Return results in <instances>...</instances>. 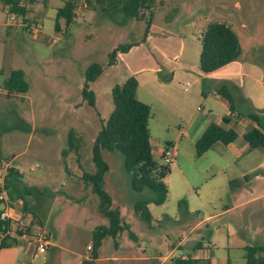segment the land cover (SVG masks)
Here are the masks:
<instances>
[{"label":"rangeland","instance_id":"obj_1","mask_svg":"<svg viewBox=\"0 0 264 264\" xmlns=\"http://www.w3.org/2000/svg\"><path fill=\"white\" fill-rule=\"evenodd\" d=\"M67 1L47 0L44 4L42 0H23L30 11H42V6H46L45 12L37 18L33 14L26 15V19H37L42 23L41 34L37 36L19 27L17 30L4 27L3 23L9 21L4 9L0 11V94L3 91L0 106L4 109L0 113V157L23 173L19 178L23 185L18 182L23 198L18 206L21 216L17 223L12 224L23 243L0 252V264H23L10 251L25 250L24 242L28 239L19 237L17 233L19 230L22 232L24 225L28 234L45 233L52 243V246L47 245L45 260L40 256L32 258L27 255L25 258L32 261L30 264H74L71 252L81 255L78 257L80 263L88 259L92 230L108 224L107 218L98 210V198L91 185H85L81 175L95 170L91 159L94 138L114 109L112 88L123 84L128 77L119 54L115 64H108L109 53L120 44L143 40L147 35L145 23L149 13L145 12V17L137 20L125 17L120 9L103 14L100 10L94 11L93 3L88 0H73L78 13L75 20L67 28H60L62 40L51 42L50 38L56 35V10L52 8L64 7ZM0 6L4 7L1 1ZM159 6L156 2V20L172 17L168 23L164 22L167 23L164 27L178 37L174 39L170 56L180 52L181 40L186 41V47L199 45V35L206 25L221 21L229 23L238 33L243 58L252 60L258 57L264 63V0H167L165 9L159 10ZM175 8L178 10L176 16ZM145 42L133 52L138 60L151 50L156 57L162 55ZM93 63L103 67V71L89 84V89L95 94V106L91 107L82 99V87L85 73ZM16 69L24 72L28 83L26 100L12 97V93L5 90L9 72ZM160 75L164 78L169 73ZM5 91L7 95H4ZM6 98L9 100L2 101ZM149 106L148 126L156 156L167 146H164L166 140L175 134L173 126L177 121L163 109H158L155 102ZM165 124H170L168 130ZM71 129L78 138L77 151L68 147ZM178 152L181 163L188 164L189 168L195 169L200 164L193 147L181 145ZM102 155L109 164L104 180L105 189L112 197V207H118L122 220L133 226L131 232L124 230L120 233L121 249L127 250L130 244L128 249L137 255L154 257L119 264H174L176 258L194 255L192 249L196 241H202L203 250H212L214 260L227 258L231 264H244L245 246H264V239L254 233V219L248 216L249 207L238 210V214L242 213L238 218L234 212L214 218L207 227L211 235L200 236L196 231L188 236L190 225L199 220V212L206 214L221 210L230 202L225 190L218 195L221 201L218 199L205 204L204 193L198 198L186 186L175 161L173 172L166 179L170 185L167 198L163 204L152 208L160 220L154 227L155 233L143 232L142 228H148V225L140 220L133 205L148 198L152 191L144 189L137 192L131 188L130 175L124 170L121 153L103 150ZM179 198L185 201L184 205L179 204ZM189 208L195 211L186 215ZM185 220L186 224H183ZM147 234L152 235V242L148 241ZM190 238L196 241L189 242ZM115 240L112 237L103 240L99 249L102 257L114 253ZM180 241L181 245L171 251L170 245L176 246ZM32 251L33 246L30 253ZM202 254L201 249L197 257L205 261Z\"/></svg>","mask_w":264,"mask_h":264},{"label":"crops","instance_id":"obj_2","mask_svg":"<svg viewBox=\"0 0 264 264\" xmlns=\"http://www.w3.org/2000/svg\"><path fill=\"white\" fill-rule=\"evenodd\" d=\"M42 1L45 4L47 0ZM89 1L93 3L92 9L94 11L100 10L103 14L105 13L95 4V0H88V2ZM153 2L149 32L143 40L139 39L132 43L133 45L129 50L119 53L118 58L123 61L128 77L133 76L138 83L136 88V98L148 106L155 102L158 109H163L167 115L172 117L171 119L177 121V124L173 126L176 129L175 134L170 140H166L164 146L169 145L173 147L174 161L177 164L178 171L183 175L186 186H188L198 198H200L201 193H204L206 199L205 204H211L218 199L221 201L218 195L225 193V190L227 191V199L230 202L229 205L223 206L221 210H214V212H208L206 214L199 212V220L190 225L187 235L190 236L196 231L197 235L200 236H206L207 234L211 235L212 232L208 230L207 227L214 218L229 215L232 212H234L235 215L237 214L238 218L240 214L242 216V213L238 214V210L249 207L251 210L248 216L249 218L251 217L254 219V233L264 239V147L251 149L243 138L246 132L254 127L258 128L259 125L257 122L247 118H231L227 123H222V117L228 116L231 113L230 104L223 96L216 92L219 87L226 86L234 98L237 109L239 108L241 112L244 113L255 110L259 111L261 116H263L262 124L264 127V63L261 62L258 57H256L257 59L253 57L252 60L243 58L242 49L238 58L215 71L209 73L202 72L198 67L201 50L200 41L199 45H189V47H186V41L181 40L180 52L170 56L169 51L173 47L174 39L176 40L177 36L170 29H165L164 25L173 18L164 17V20H156V2L160 5L159 10H162V7L165 9L164 6L166 5L167 0H153ZM74 3L75 9L73 10V21L77 16V5L75 1ZM84 6L86 7L87 4L83 5V7ZM26 7V15L30 16L33 14L36 18L39 14L44 13L45 11H43V9L46 8V6H42V11L38 10L37 12L30 11L29 7ZM58 8H52V10L57 11ZM3 9L4 8L0 6V11ZM174 10V16H176L178 10L177 8ZM83 14L85 15V12ZM59 23V28H67L68 26L64 19H60ZM99 23L101 22L98 21V24ZM223 23L232 28L229 23ZM3 26L10 30H17L18 28L10 25L8 22L3 23ZM232 29L234 30V28ZM144 42L151 46V49L155 48L158 50L162 55L156 57L154 55L155 53L151 50L146 52L142 59L138 60L137 57L133 55V52L139 49ZM189 57L191 58L190 61ZM171 62L174 64L171 65ZM162 72L169 73V76L162 78L160 75ZM183 81H186V83ZM185 84H188L187 89L182 88ZM0 95L3 96V91H1ZM4 95H7L6 91L4 92ZM13 96L20 98L21 100H26L28 98L27 93H12V97ZM6 100H9V98L2 99V101ZM2 111H4V109L0 106V113ZM24 120L26 121L25 118ZM212 122L221 124L226 130H234L237 136L234 141L227 145H223L221 142H216L202 155L197 156L195 143ZM32 124H34L33 118ZM164 127L168 130L170 124H165ZM181 145H188L194 148V155L199 160L197 162H200L197 168L191 169L188 164L181 163L182 159L179 158L178 152ZM155 152L156 151L153 147L152 155L154 159H159V151L156 156L154 155ZM172 166L170 167L171 174L173 172ZM8 169H15L17 173L8 177ZM22 175L23 173L19 169L15 168L10 162H6L4 158L0 157V190L5 187L4 185L7 179L9 187L8 191L11 198L10 202L7 204V208L14 216V219L10 221V227L8 229H12V224L17 223L21 216L18 211V206L22 203L21 201L23 198H21L20 195L22 187L18 190V182H20L19 178L22 177ZM168 175L165 178V182L168 186L169 193L170 185L166 181ZM245 175H249V178L244 180L239 187L233 189L229 187V182L231 180L242 179ZM19 184L23 185L21 182ZM15 193H18V195ZM154 205L157 204H148V208L152 215L150 226L148 225V228H142L143 232L150 234L155 233L154 227L158 225V222L160 221L159 216L153 214L152 208ZM1 209L2 205L0 204V211ZM191 211L193 212L195 210L189 208L188 212L185 214L187 215ZM183 224H186V220ZM202 226H204V228H202ZM132 227V225H129V228ZM13 231L14 230L12 229V232L8 235V241L14 242V239H16V242L10 247L1 248L0 252L3 250H12L13 246H19L23 243L21 242L22 239H19ZM120 235L121 234H118L115 238L114 253L110 256L102 257L99 250L98 258L93 260L91 264H102L103 262V264H119V262L154 259V257H148L146 255H137L134 250L128 249L130 244L127 246V250H122V244L119 242ZM165 235H167V233H165ZM146 237H148L149 242L153 241L152 235L147 234ZM158 239L160 240V238ZM192 241L196 240L190 238L189 242ZM181 242L182 241L176 246L170 245L171 251L177 249L181 245ZM24 243L25 250L23 252H10L14 254L16 260L23 262V264H30L32 261L28 259L26 260L25 257H27V255L32 257V253H30L31 244L27 241ZM49 244L52 246L50 241ZM203 248L204 246L202 244L203 254L201 257L208 259L211 264H231L227 258L219 259L218 261L214 260L212 250H203ZM71 255L72 263L79 264L81 261L78 260L80 254L76 256V254L71 252ZM40 257L45 260L46 254L40 255Z\"/></svg>","mask_w":264,"mask_h":264},{"label":"trees","instance_id":"obj_3","mask_svg":"<svg viewBox=\"0 0 264 264\" xmlns=\"http://www.w3.org/2000/svg\"><path fill=\"white\" fill-rule=\"evenodd\" d=\"M2 4L12 13L26 19L27 7L23 0H0ZM45 1V0H44ZM90 2V1H89ZM95 4L104 12L120 9L127 18L141 20L148 11L149 18L146 21L145 32H149L151 23L153 0H95ZM75 3L68 0L64 7H60L55 15V31L59 30V20L64 19L66 25L73 21V10ZM201 50L198 67L202 72L209 73L217 70L232 60L238 58L242 52L237 33L223 22H212L206 25L199 36ZM120 44L109 53V65L115 64L119 53L126 52L132 46ZM103 67L93 63L85 73V81L82 87V99L91 107L95 106V94L89 89V84L96 80L102 73ZM137 81L133 76L126 79L123 84H116L112 88L114 109L105 124H102L96 134L91 148V159L95 166L94 172H83L81 175L85 185H91L92 192L98 198V210L107 218L108 224L96 227L91 235L90 255L80 264H91L98 258L102 242L107 237L116 238L124 230L130 231L129 225L122 220L121 211L118 207H112V197L105 189V175L109 170V164L103 158L102 151L119 152L123 156V166L126 173L130 175V186L133 190L141 192L150 189L152 195L134 203L133 208L140 220L149 225L152 215L148 208L149 203L163 204L167 198L168 186L165 178L170 173V167L166 166L160 159H154L153 146L150 138L148 121L150 118V107L136 98ZM8 93L26 94L28 83L22 70H11L5 87ZM216 92L223 96L230 104L231 113L221 119L227 123L231 118H247L257 122L259 127H254L243 136L249 148L264 147V127L259 111L241 112L235 105L234 98L226 86L219 87ZM237 134L232 129H224L219 123H210L200 138L195 143L196 155L200 156L206 152L214 143L221 142L227 145L235 140ZM68 147L77 151L78 138L74 130L68 132ZM63 152H65L63 150ZM15 169H8V177L15 175ZM249 175L242 179H234L229 182L231 189L239 187ZM5 188L9 189L6 179ZM179 204H185L181 199ZM10 227V221L0 219V232H5ZM22 235L21 231H17ZM29 233V231H28ZM132 234V233H131ZM9 237L0 241V249L10 247L14 242L8 241ZM202 242L193 245V256L187 258H176L174 264H211L206 259L201 261L197 254L202 249ZM245 264H264V246L253 245L244 248Z\"/></svg>","mask_w":264,"mask_h":264},{"label":"built area","instance_id":"obj_4","mask_svg":"<svg viewBox=\"0 0 264 264\" xmlns=\"http://www.w3.org/2000/svg\"><path fill=\"white\" fill-rule=\"evenodd\" d=\"M4 10L3 12L6 14L8 23L12 26L19 27L24 32L32 35V36H37L41 34L42 31V23L40 20L37 19H25L22 18L20 15L12 13L8 10L7 7H3ZM56 35L52 36L50 38L51 42H55L59 39L62 40V33L59 28L58 31H55ZM188 84L184 85V89H187ZM159 159L168 167H171L173 162H174V149L173 147L167 145L164 147L162 150L159 151L158 153ZM10 193L8 189L3 187L0 190V204L2 205V209L0 211V219L5 220V221H12L14 219L13 214L9 209L7 208L8 202H10ZM19 221V220H18ZM22 235H19V237L26 236L28 239L27 242L33 246V251H32V257H37L40 255L45 254V251L47 249V245L49 244V240L45 233H36V234H28L27 233V227L26 225L22 226ZM12 232V229H7L5 232H0V241L3 240L4 238L8 237L10 233ZM14 232V231H13Z\"/></svg>","mask_w":264,"mask_h":264}]
</instances>
